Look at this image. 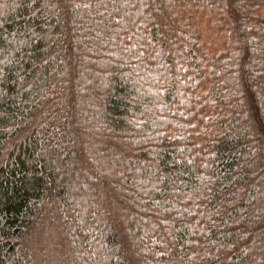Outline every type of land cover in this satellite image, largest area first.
<instances>
[{
	"label": "trees",
	"instance_id": "trees-1",
	"mask_svg": "<svg viewBox=\"0 0 264 264\" xmlns=\"http://www.w3.org/2000/svg\"><path fill=\"white\" fill-rule=\"evenodd\" d=\"M0 264H264V0H0Z\"/></svg>",
	"mask_w": 264,
	"mask_h": 264
}]
</instances>
